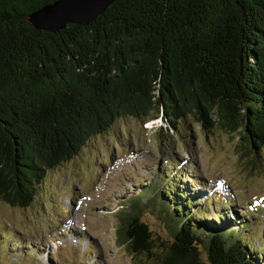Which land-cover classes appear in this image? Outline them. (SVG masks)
<instances>
[{
  "label": "trees",
  "instance_id": "1",
  "mask_svg": "<svg viewBox=\"0 0 264 264\" xmlns=\"http://www.w3.org/2000/svg\"><path fill=\"white\" fill-rule=\"evenodd\" d=\"M56 1L0 0L3 202L30 207L49 171L129 117L162 119L179 132L193 113L211 132L216 116L261 161L264 0H118L88 26L35 29L28 17ZM167 165L158 187L123 205L119 244L152 255L155 240L141 219L151 206L173 235L159 264H264V240L250 249L257 221L239 223V232L223 212L213 221L194 214L195 191L187 194L174 158Z\"/></svg>",
  "mask_w": 264,
  "mask_h": 264
},
{
  "label": "rangeland",
  "instance_id": "2",
  "mask_svg": "<svg viewBox=\"0 0 264 264\" xmlns=\"http://www.w3.org/2000/svg\"><path fill=\"white\" fill-rule=\"evenodd\" d=\"M214 120L215 128L205 132L187 113L178 132L162 119H120L49 171L30 207L14 208L0 199V264H159L173 235L151 206L143 208L141 219L155 240L152 255H133L119 244L117 230L120 212L127 211L123 205L146 186L158 187L157 172L169 170L171 158L187 194L191 186L199 199L192 212L210 221L223 212L239 232V223L257 221L248 235L250 249L260 248L264 148L258 161L238 133Z\"/></svg>",
  "mask_w": 264,
  "mask_h": 264
},
{
  "label": "water",
  "instance_id": "3",
  "mask_svg": "<svg viewBox=\"0 0 264 264\" xmlns=\"http://www.w3.org/2000/svg\"><path fill=\"white\" fill-rule=\"evenodd\" d=\"M118 0H57L28 17L37 30L57 33L68 25L88 26Z\"/></svg>",
  "mask_w": 264,
  "mask_h": 264
}]
</instances>
